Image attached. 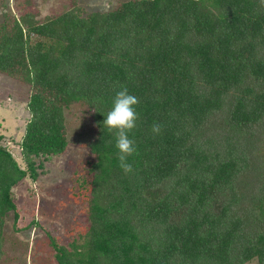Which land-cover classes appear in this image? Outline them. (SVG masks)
<instances>
[{"label":"trees","instance_id":"1","mask_svg":"<svg viewBox=\"0 0 264 264\" xmlns=\"http://www.w3.org/2000/svg\"><path fill=\"white\" fill-rule=\"evenodd\" d=\"M7 18L0 73L30 94L23 167L0 144V261L7 221L20 230L12 189L67 151L64 107L74 101L95 127L88 226L71 250L51 242L56 264H264L259 0H126L86 16L72 7ZM122 87L139 100L128 174L103 126Z\"/></svg>","mask_w":264,"mask_h":264},{"label":"rangeland","instance_id":"2","mask_svg":"<svg viewBox=\"0 0 264 264\" xmlns=\"http://www.w3.org/2000/svg\"><path fill=\"white\" fill-rule=\"evenodd\" d=\"M126 0H0V23L4 17L17 18L29 12L38 21L77 7L81 16L90 12H109ZM7 23L10 24L8 18ZM30 86L23 79L0 73V144L23 167L18 143L29 119L26 103ZM68 149L46 162V172L36 181L28 177L13 190L19 214L14 232L8 220L3 230L0 264H56L52 241L67 250L82 243L87 230L90 194L87 170L92 156L87 142L95 127L85 105L70 102L64 107ZM75 241V242H74ZM246 264H257L252 260Z\"/></svg>","mask_w":264,"mask_h":264},{"label":"clouds","instance_id":"3","mask_svg":"<svg viewBox=\"0 0 264 264\" xmlns=\"http://www.w3.org/2000/svg\"><path fill=\"white\" fill-rule=\"evenodd\" d=\"M259 4L264 7V0H259ZM138 104V98L129 94L126 87H122L116 92L113 106L103 121L106 131L114 134L115 148L118 150V166L125 174L132 172L133 166L129 162V157L137 152L134 140L129 138V134L136 127L138 119L136 106ZM161 128L160 124L154 123L151 131L154 135H159Z\"/></svg>","mask_w":264,"mask_h":264}]
</instances>
